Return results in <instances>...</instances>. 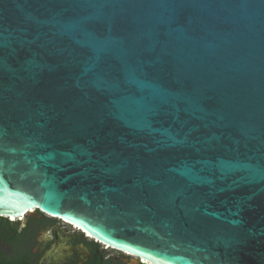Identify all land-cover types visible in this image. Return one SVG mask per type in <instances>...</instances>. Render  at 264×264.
Returning a JSON list of instances; mask_svg holds the SVG:
<instances>
[{
	"label": "water",
	"instance_id": "1",
	"mask_svg": "<svg viewBox=\"0 0 264 264\" xmlns=\"http://www.w3.org/2000/svg\"><path fill=\"white\" fill-rule=\"evenodd\" d=\"M36 210L133 264H264V0H0V216Z\"/></svg>",
	"mask_w": 264,
	"mask_h": 264
},
{
	"label": "flooded vegetation",
	"instance_id": "2",
	"mask_svg": "<svg viewBox=\"0 0 264 264\" xmlns=\"http://www.w3.org/2000/svg\"><path fill=\"white\" fill-rule=\"evenodd\" d=\"M109 249L40 210L23 217L0 216V264H133Z\"/></svg>",
	"mask_w": 264,
	"mask_h": 264
},
{
	"label": "rangeland",
	"instance_id": "3",
	"mask_svg": "<svg viewBox=\"0 0 264 264\" xmlns=\"http://www.w3.org/2000/svg\"><path fill=\"white\" fill-rule=\"evenodd\" d=\"M111 251H112V250H111ZM112 253H113L114 255H116V256L123 257V258H125L126 260H130V259H131V258L127 257V256H124V255L119 254V253L114 252V251H112Z\"/></svg>",
	"mask_w": 264,
	"mask_h": 264
},
{
	"label": "bare ground",
	"instance_id": "4",
	"mask_svg": "<svg viewBox=\"0 0 264 264\" xmlns=\"http://www.w3.org/2000/svg\"><path fill=\"white\" fill-rule=\"evenodd\" d=\"M12 217H19V216H12ZM21 217V216H20Z\"/></svg>",
	"mask_w": 264,
	"mask_h": 264
}]
</instances>
